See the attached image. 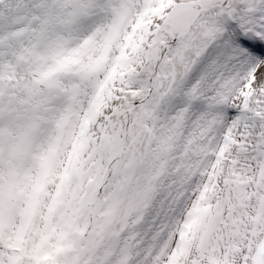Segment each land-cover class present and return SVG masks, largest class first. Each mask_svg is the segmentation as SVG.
<instances>
[{"label": "snow or ice", "instance_id": "obj_1", "mask_svg": "<svg viewBox=\"0 0 264 264\" xmlns=\"http://www.w3.org/2000/svg\"><path fill=\"white\" fill-rule=\"evenodd\" d=\"M0 264H264V0H0Z\"/></svg>", "mask_w": 264, "mask_h": 264}]
</instances>
